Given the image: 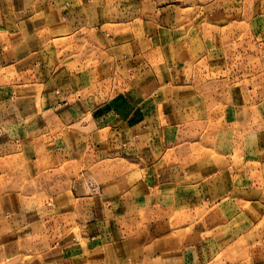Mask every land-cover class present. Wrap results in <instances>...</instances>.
<instances>
[{"label": "crops", "instance_id": "1", "mask_svg": "<svg viewBox=\"0 0 264 264\" xmlns=\"http://www.w3.org/2000/svg\"><path fill=\"white\" fill-rule=\"evenodd\" d=\"M11 2L13 24L0 1V69L16 83L0 84V239L21 264H264L258 103L237 114L218 170L184 166L215 135L214 84L205 98L190 82L186 98L166 90L184 88L172 78L214 23L210 5ZM186 101L194 114L176 109ZM188 128L186 148L171 140Z\"/></svg>", "mask_w": 264, "mask_h": 264}, {"label": "rangeland", "instance_id": "2", "mask_svg": "<svg viewBox=\"0 0 264 264\" xmlns=\"http://www.w3.org/2000/svg\"><path fill=\"white\" fill-rule=\"evenodd\" d=\"M0 1H5L11 5V1L15 0ZM147 1L153 4L154 0ZM179 1L186 6H192L196 1L200 6L209 4L210 10L207 17H211L214 23L209 26L208 34L202 36L198 47L194 48L192 62L176 69L177 72L172 80L179 81L178 83L184 88H179V90L170 89L169 86L174 84H168L166 90L168 96H172L173 99L175 94L186 98L189 96V89L185 88V85L199 84V93L204 94L203 98H205L207 94L202 84H214L213 96L209 97L213 98L212 109L215 118L213 121H209V129L213 128L215 135L208 140L206 137L200 139V143L204 148L209 147L208 154L202 151L200 153L195 152L193 159L190 152H184L181 155H183L184 166L186 165L185 160H188V162L208 160V162L213 161L216 170H218L220 168L218 166L224 161V155H228L223 151V148L226 149L228 140L231 139L228 131L233 134V131L237 128L236 122L239 111L247 107L248 110L254 112V104L257 102L259 105L257 112L260 115L262 113L264 119V0ZM157 2L162 3L164 0H157ZM10 8L4 9L5 14L2 15V18L6 15V21L13 24L16 19V9H13L12 5ZM3 24L1 23L2 26ZM152 64L156 68L157 62L152 61ZM6 69H0V74L3 76L0 78V84H16L12 79L14 73ZM167 74L170 75L171 73ZM186 82H190V84ZM118 92L126 93L127 89L120 88ZM190 107L191 104L186 101L181 106H176V109L182 110L181 112L184 114L185 108L190 109ZM200 108L201 106H199ZM193 109L192 106L191 112L194 114ZM253 117H255L254 113ZM199 128V135H206V120H202ZM253 128L254 121L252 120V125L248 126V130ZM190 131V128L187 130L182 129L181 133L183 135L171 138V140L177 144L182 143V146L186 148L190 144ZM237 142L238 140H236V144ZM227 157L230 158V161H239L233 153ZM226 160L229 161V159ZM48 186L50 185L32 186V184H29L21 187L26 191L34 189L36 192L38 188L49 192ZM53 186L55 190L61 187L60 185ZM36 205L39 208H45V200L38 202ZM11 223H8V225ZM0 224L4 225L5 221ZM3 239L5 238L0 239V264H21L23 262V256L20 255L21 250L16 251L14 248H7L5 244L8 242H3Z\"/></svg>", "mask_w": 264, "mask_h": 264}]
</instances>
